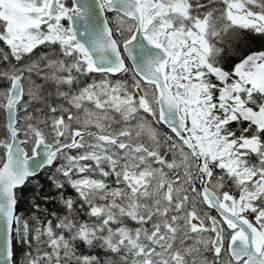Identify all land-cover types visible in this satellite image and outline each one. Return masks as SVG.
<instances>
[{"label":"snow or ice","instance_id":"snow-or-ice-1","mask_svg":"<svg viewBox=\"0 0 264 264\" xmlns=\"http://www.w3.org/2000/svg\"><path fill=\"white\" fill-rule=\"evenodd\" d=\"M0 264H264V0H0Z\"/></svg>","mask_w":264,"mask_h":264}]
</instances>
